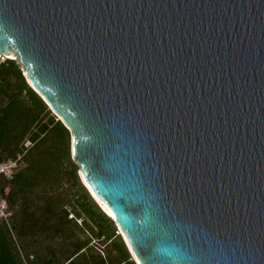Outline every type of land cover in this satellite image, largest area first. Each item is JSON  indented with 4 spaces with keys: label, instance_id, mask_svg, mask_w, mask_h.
<instances>
[{
    "label": "water",
    "instance_id": "1",
    "mask_svg": "<svg viewBox=\"0 0 264 264\" xmlns=\"http://www.w3.org/2000/svg\"><path fill=\"white\" fill-rule=\"evenodd\" d=\"M10 52L136 264H264V0H0Z\"/></svg>",
    "mask_w": 264,
    "mask_h": 264
},
{
    "label": "trees",
    "instance_id": "2",
    "mask_svg": "<svg viewBox=\"0 0 264 264\" xmlns=\"http://www.w3.org/2000/svg\"><path fill=\"white\" fill-rule=\"evenodd\" d=\"M50 113L45 101L26 82L16 61L6 59L4 63H0V163L5 159L16 160L21 156L19 161L26 164L9 181L11 186L6 199L10 205L15 200L27 202L38 186L62 182L66 176L63 156L67 163L73 165L70 157V132L61 120H56V115L52 114L44 123L45 116ZM26 140L31 142V147L25 146ZM73 166L72 177L77 180L78 167ZM5 189L6 185L0 183L2 194H5ZM80 198L82 202L78 200ZM78 199V207L101 229L99 236L103 235L107 241L113 239L112 245L119 247L121 260L111 252L103 258L94 247L89 246V240L74 239V232L67 235L65 227L72 220L68 219V213L64 211L58 223L61 228L56 231V235L64 239L63 251L50 249L48 256H41L39 252L33 251L26 255L25 262L23 256L26 246L22 235L20 234L17 245L9 234L10 231L0 221V264H136L121 235L116 236L117 229L113 228L111 233L103 230V225L91 209V206L97 204L86 189L82 197L78 195ZM104 216L105 220H110L105 214ZM29 219L34 221L31 214ZM84 222L85 230L94 232L87 221ZM75 226L79 228L76 223ZM43 232L46 230H41ZM70 245L71 249L67 247Z\"/></svg>",
    "mask_w": 264,
    "mask_h": 264
},
{
    "label": "rangeland",
    "instance_id": "3",
    "mask_svg": "<svg viewBox=\"0 0 264 264\" xmlns=\"http://www.w3.org/2000/svg\"><path fill=\"white\" fill-rule=\"evenodd\" d=\"M5 60L6 59L4 58H0V63H4ZM15 61L21 69L22 66L19 61ZM2 98L5 100L4 96H2ZM52 114L56 115L51 110V113L45 116L43 122H47ZM56 117V120L61 119L58 116ZM25 146L31 147L32 144L29 140H26ZM70 157L72 160L71 149ZM20 158L21 156H19L16 160L8 158L0 163V183L6 185L5 194H2L0 191V221L3 223L4 227L10 231L9 234L12 236V239L17 245L21 238L20 234L22 235L24 245L26 246L23 261L25 262L27 258L26 255L32 253L33 251L39 252L41 256H48L47 254L50 249H56L57 252H60L61 250L63 251L62 245L65 244L64 239L57 236L56 231L61 228L58 223L61 221L60 218L63 216L64 211L68 213V219L72 220V222L66 224L67 228L65 227V230L67 231V235L74 232L76 235L74 239L89 240V246L94 247L103 258L106 257L108 252H111L113 255L117 256L119 260H121L122 256L120 250L118 249L119 247H114L112 245L113 239L107 241V239H104L103 235L99 236L101 229L95 226L92 220L87 218V214L78 207V195L82 197L86 188L83 186L79 176L77 180L72 177L73 165L77 166L73 160V165H70L66 162L63 156L62 161L65 165L66 176H64L62 182L45 183L38 186L27 202L15 200L13 205L8 203L6 195L9 193L11 186L9 181L20 171L22 167L26 165L25 163L19 161ZM78 200L81 201V198ZM91 209L94 213H96L95 217L97 220H99V222L103 225V230L111 233L113 228L117 229V226L113 221L108 219L105 220L104 214L96 205L91 206ZM23 211H26V213ZM30 214L32 215L34 221H30ZM85 220L88 225L92 227L94 232L85 230ZM75 223L79 226V228L75 226ZM44 229L46 232L41 233V230ZM117 230H115L116 236L119 234ZM67 247L69 249L72 248L71 245Z\"/></svg>",
    "mask_w": 264,
    "mask_h": 264
},
{
    "label": "bare ground",
    "instance_id": "4",
    "mask_svg": "<svg viewBox=\"0 0 264 264\" xmlns=\"http://www.w3.org/2000/svg\"><path fill=\"white\" fill-rule=\"evenodd\" d=\"M0 58H4V59H13V60H18L19 59V57H18V55L16 54V53H14V52H10L9 54H0ZM30 82V81H29ZM31 83V82H30ZM38 93H40L37 89H35ZM82 181H83V179H82ZM83 183H84V187L86 188H88L89 189V191H90V193H91V198L94 200V202L97 204V206L98 207H101V209L111 218V219H113L114 220V223L117 225V229L119 230V233H121V235L124 237V239L125 240H127V238H126V236H125V234L123 233V231H122V229H121V225H120V222H119V220L117 219V217L107 208V207H105L99 200H98V198L94 195V193L92 192V190H91V188L89 187V185L85 182V181H83ZM88 191V190H87ZM89 193V192H88ZM89 193V194H90Z\"/></svg>",
    "mask_w": 264,
    "mask_h": 264
},
{
    "label": "built area",
    "instance_id": "5",
    "mask_svg": "<svg viewBox=\"0 0 264 264\" xmlns=\"http://www.w3.org/2000/svg\"><path fill=\"white\" fill-rule=\"evenodd\" d=\"M1 169H2V167H1ZM1 171V170H0ZM2 172H4V171H2ZM1 173V172H0Z\"/></svg>",
    "mask_w": 264,
    "mask_h": 264
}]
</instances>
